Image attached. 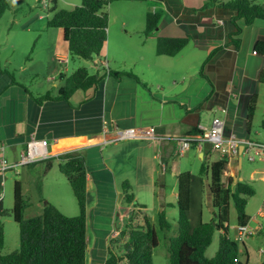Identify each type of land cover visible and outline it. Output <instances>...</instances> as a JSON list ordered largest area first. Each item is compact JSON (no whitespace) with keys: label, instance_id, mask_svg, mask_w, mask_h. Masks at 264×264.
Masks as SVG:
<instances>
[{"label":"crops","instance_id":"1","mask_svg":"<svg viewBox=\"0 0 264 264\" xmlns=\"http://www.w3.org/2000/svg\"><path fill=\"white\" fill-rule=\"evenodd\" d=\"M108 1L111 6V0ZM136 1L145 4L136 15L137 23L128 24L122 18L113 30L108 25L107 39L101 52L106 59L114 54L132 61L135 58L145 60L148 69L154 63L156 69L151 71L150 76L143 70L133 72L109 67L131 72L137 79L129 75L114 77L106 72L95 87L84 91L79 89L67 100L53 97L38 102L35 97L46 92L55 96L61 87L57 92L46 90L36 94L18 82L14 75L15 82L12 83L10 73L0 68V145H4L0 159L16 163L32 138L47 140L51 159L57 160L58 155L69 150L80 151L85 157L87 226L91 224L95 239L94 245L87 247L91 261L86 264L103 263L109 241L118 244L119 231L130 216L137 214L141 220L147 217L154 224L147 210L153 208L154 211L156 208L157 216L168 206L174 208L178 173H193L194 165L199 162L211 163L222 159L217 151L210 150L208 144H204L201 150L193 146L178 155L175 138L182 137L191 127L209 125L214 118H219L225 133L232 132L238 137L257 140L252 123L264 110V50H255L258 43H264V19H256L250 25H245L243 19H236L235 24L241 30L238 36H234L240 40L236 48L230 40V34L236 29L232 22L236 10L214 6L200 9L203 4L195 6L190 0ZM78 4L79 1L69 3L71 8ZM147 12L161 13L159 29L165 34H157V29L144 35ZM114 17L117 20L118 17ZM169 26H173L176 32H171ZM185 35H190L191 41L174 56L157 55L156 52V57L146 56L131 50L143 48L148 40L155 49L158 37ZM219 46L222 47L205 60ZM117 49H122L123 53ZM185 52H188L187 63L196 61L200 54L204 55V60L197 72L177 75L176 56H186L180 55ZM101 56L100 53L97 62L108 64L100 59ZM54 78L50 75V80ZM252 99L254 109L248 119V106ZM148 127L155 128L156 139L118 138L122 129ZM226 158L223 172L226 185L233 186L236 181L245 180L243 157ZM39 162L14 170L22 174L20 183L24 198L27 195L25 192L28 193L29 187L35 183L30 173L39 168ZM259 163L264 161L260 159L256 165ZM263 172L264 169L253 167L249 179H255V175L259 174V179L264 181ZM4 174L0 171V189ZM123 183L133 194L131 204L123 203ZM40 192H43L41 184ZM89 193L92 195L90 204ZM207 198L212 212L208 194ZM0 200L3 207L4 197L1 194ZM50 203L58 207L57 202ZM112 249L117 251L113 244ZM245 253L248 257L247 248Z\"/></svg>","mask_w":264,"mask_h":264},{"label":"trees","instance_id":"2","mask_svg":"<svg viewBox=\"0 0 264 264\" xmlns=\"http://www.w3.org/2000/svg\"><path fill=\"white\" fill-rule=\"evenodd\" d=\"M107 4L108 0H81L78 6L53 12L47 21V26L62 30V37L67 44L69 53L91 60L94 57H99L107 39L108 15L102 11ZM212 6L236 10L237 14L232 18L234 24L236 19H243L245 25L252 24L256 19H264V0H206L200 9ZM8 8V1L0 0V16ZM160 19V12H147L144 35L155 31ZM235 26V31L230 34V40L238 48L240 40L234 36H238L241 30L236 24ZM190 41V35L158 37L155 42V52L157 55L174 56ZM221 47L213 49L205 60H208ZM256 47V51L264 50V43H258ZM103 70V74L99 71L90 73L87 68L80 67L66 78L64 85L55 96L46 92L35 98L38 102L53 97L67 100L79 89L84 91L95 87L106 72L114 77L129 75L137 79V76L131 72L117 71L108 67ZM9 76L14 83L13 75L10 73ZM253 109L254 99L248 106V119L252 116ZM261 127L264 128V120L261 122ZM199 135L200 130L196 126L191 127L183 134V136L193 138H197ZM2 146L4 150V145ZM0 152L3 151L0 150ZM48 158L50 157L25 165L46 161V168H49L51 161H47ZM57 160H59L58 170L67 179L76 199L77 214L67 215L52 203L45 202L40 214L24 218L23 211L28 206V202L23 197L20 181H15L12 208L10 210L3 209L0 200V251L5 242L2 218L8 214L19 226V247L6 255L0 253V264L87 263L85 157L80 151L69 150L58 155ZM226 164L227 158H222L211 163H201L197 174L189 171L177 174L175 205L178 212V233L169 238V264H248L247 260L242 262L239 258L242 252L245 253V244L242 242L243 247L240 248L239 243L229 237L227 220L229 204L232 201L237 214L236 224L248 223L245 207L248 198L254 195L255 190L250 182L245 180H238L233 186L226 185L223 180ZM205 192L210 196L212 208V217L208 221L203 220L202 199H199ZM122 194L123 203L131 204L133 194L126 183H123ZM194 204L195 206H193ZM137 216V214L135 217L130 216L119 231L117 243L121 245V250L114 251L110 247L112 241H109L108 253L102 264H154L152 254L158 246L157 231L147 217H142L141 220ZM157 225L158 229L164 233L170 229L165 211L158 213ZM215 232L219 233L217 250L212 257H207L205 252ZM256 264H264V256Z\"/></svg>","mask_w":264,"mask_h":264},{"label":"rangeland","instance_id":"3","mask_svg":"<svg viewBox=\"0 0 264 264\" xmlns=\"http://www.w3.org/2000/svg\"><path fill=\"white\" fill-rule=\"evenodd\" d=\"M7 1L9 3V8L0 16V68L14 75L18 82L24 84L36 94H42L46 90L57 92L58 89L64 85L66 78L80 67L87 68L90 73H95L98 67L101 68L99 72H104L103 68L107 67L113 69L120 68L124 71L133 72L138 69L143 70L144 73L149 76L152 74L151 71L156 69V64L154 63L151 69L146 68L145 60L140 61L139 58H135V61H132L126 58H118L114 56V54H111L110 57L106 59L103 57V51L101 52L102 56L100 59L103 62H108L106 65L105 63L97 62V57L86 60L75 54L69 53L66 44L63 42L62 31L58 28L48 27L47 21L51 18L53 12L61 9H70L71 5H69V3L71 1H79L78 5H80L81 0ZM190 2L196 4L195 6H200L205 0H190ZM144 6L145 4L142 1L111 0V6L108 1V5L104 6L102 11L108 13V25H110L111 30H113L118 26V20L122 18L126 19L128 24L137 23L136 15ZM134 10L137 11L134 12ZM114 15L118 17L117 20ZM169 27L172 28L171 32H176L173 26ZM157 29V34H165L162 29H159V24L155 31ZM148 41L143 48L137 47L131 50L136 54H145L146 56L150 54L156 57L154 45L149 44ZM185 47L181 51H183ZM117 50L123 53L122 49ZM187 53L188 52L180 54L186 56H176L175 74L182 75L183 72V74L186 75L190 74V71L195 73L200 69L202 60H204V55L200 54L195 59L196 61L187 63ZM50 75H54L55 78L50 80ZM263 118L264 110L261 115L255 117L252 123V128H255L257 132L255 137L261 142H264L263 127H261V119ZM176 158L179 159L178 156ZM47 161H51V169L46 168V161H42L39 162V168L32 170L30 173L35 183L29 187L28 193L25 192V194H27L25 198H27L28 206L23 211L24 218L37 215L40 213L43 204L51 201L57 202V206L60 209L57 208L67 215H76L78 212L77 202L73 196L71 187L63 174L58 170V161L51 158H48ZM257 161L258 160L252 162L248 161L245 156L242 158V171L246 177L245 181L250 182L255 190L254 195L248 198L245 207V212L248 216L247 224L253 232L252 237H248L244 241L248 251V257L246 258L245 253L239 256L243 262L247 260L248 264L258 263L264 256V181L259 179V174L255 175V179H249V173L252 171L253 167L264 169V163H259L257 166ZM201 163L202 162H199L197 166L194 165V169H192L194 174L198 173ZM21 167L22 166H18L13 170H7L4 174L0 194L2 198L4 197L3 209L5 210H10L12 208L14 182L22 179V174L15 173L14 170L20 169ZM40 184L41 187H43V192H40ZM199 199H202L203 220L208 221L210 217H212V214L207 204V192L201 195ZM88 200L90 204L92 201L91 193H89ZM174 202L175 201H173V203ZM193 206H195V204ZM156 210V208L154 211L153 208L147 210V214L150 215L154 221L153 225L158 235V246L153 251L152 262L154 264H169V238L176 236L178 233L177 207L174 204V208L168 206L164 209L165 216L170 223V229L165 233L158 229L157 216H155ZM194 210L195 208L193 211ZM259 211L262 213L259 214ZM2 222L4 225L5 243L0 253L6 255L17 250L19 247V226L9 214L3 216ZM236 223L237 214L231 201L227 220V231L231 239H233L236 232L233 227ZM91 227V224L87 226V236L89 237L88 248H91L95 243ZM218 239L219 233L215 232L205 252L207 257H212L215 254L218 246ZM112 244L117 251L121 250V245L119 247L116 242H112L111 248ZM239 247L242 248L243 245L239 243ZM90 261L91 254L89 251L87 253V262L89 263Z\"/></svg>","mask_w":264,"mask_h":264},{"label":"built area","instance_id":"4","mask_svg":"<svg viewBox=\"0 0 264 264\" xmlns=\"http://www.w3.org/2000/svg\"><path fill=\"white\" fill-rule=\"evenodd\" d=\"M198 129L200 130V135L197 138L182 136L174 139L175 151L178 155L183 154L193 145L201 150L204 144H208L210 150L217 151L222 158L245 156L251 162L260 159L264 161V142L238 137L232 132L225 133L223 122L219 118H214L209 125H198ZM130 137L156 139V131L154 127L120 130L118 138ZM194 142L195 144H193ZM0 150L3 151L2 145H0ZM47 157H49L47 140L32 138L27 142L25 150L21 153L17 163L9 164L4 158L0 160V171L4 172L9 168H15V166L25 165ZM234 229L236 232L233 239L238 243L244 242L253 234L248 224H236Z\"/></svg>","mask_w":264,"mask_h":264},{"label":"clouds","instance_id":"5","mask_svg":"<svg viewBox=\"0 0 264 264\" xmlns=\"http://www.w3.org/2000/svg\"><path fill=\"white\" fill-rule=\"evenodd\" d=\"M252 235H253V234H252ZM252 235H251V236H252ZM244 243H245V242H244Z\"/></svg>","mask_w":264,"mask_h":264}]
</instances>
